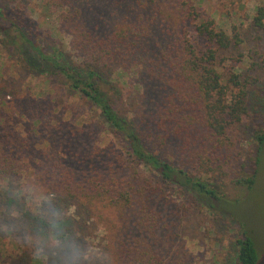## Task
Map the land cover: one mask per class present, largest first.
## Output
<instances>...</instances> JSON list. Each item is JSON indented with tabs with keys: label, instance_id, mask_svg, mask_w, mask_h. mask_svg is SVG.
Here are the masks:
<instances>
[{
	"label": "trees",
	"instance_id": "obj_1",
	"mask_svg": "<svg viewBox=\"0 0 264 264\" xmlns=\"http://www.w3.org/2000/svg\"><path fill=\"white\" fill-rule=\"evenodd\" d=\"M45 5L54 10L56 32L70 37L79 65L44 53L22 33L20 20L1 12L6 26L0 35L21 37L17 47L24 63L64 80L103 123H76L78 117L71 113L73 119L64 122L47 98L15 99V112L34 128L22 135L19 117L0 122V180L19 181L36 166L43 186L59 202L79 192L106 199L125 210L117 211L109 264H166L163 244L172 243L183 217L180 211H154L153 199L163 186L178 195L189 193L211 213L214 203L223 200L212 181L227 175L233 145L229 133L248 115V84L233 65L225 67L220 54L241 44L239 34L232 27L231 36L213 18H203L195 0H45ZM251 25L264 32V4L256 7ZM190 29L196 43L189 40ZM111 69L133 73L142 88L139 112L130 117L122 116L105 92L102 73ZM34 132L62 149L64 157L55 160L50 152L35 149ZM101 133L109 138L108 157L118 159L114 171H102L105 153L96 145ZM263 143L264 116L254 135L253 156L236 185L253 187ZM117 144L121 151L112 152L109 148L115 150ZM234 160H240L239 152ZM123 169L132 172L117 175ZM237 236L234 264H258L253 241L243 229Z\"/></svg>",
	"mask_w": 264,
	"mask_h": 264
},
{
	"label": "rangeland",
	"instance_id": "obj_2",
	"mask_svg": "<svg viewBox=\"0 0 264 264\" xmlns=\"http://www.w3.org/2000/svg\"><path fill=\"white\" fill-rule=\"evenodd\" d=\"M263 4L264 0H195L203 18H213L231 36L232 27L239 34L241 44L222 52L220 58L226 59L225 67L233 65L234 73L248 84V115L229 133L233 145L224 170L227 175L215 176L212 181L224 202H215L213 213L193 202L189 193L178 195L167 186L153 199L154 211H180L183 217L172 243L163 244L166 264H234L240 229L253 241L258 264H264V143L253 187L245 189L235 184L237 176L244 172L242 166L246 170L253 156L254 135L264 116V32L251 25L256 7ZM0 12L20 20L22 33L44 53L56 54L60 61L73 66L80 64V56L70 48V37L56 32L54 10L47 8L45 0H0ZM5 26L0 19V29ZM188 33L190 42L196 43L191 29ZM14 35H0V122L17 116V129L22 135L31 134L34 125L14 109L15 99L27 97L54 101V113L61 114L64 122L73 119L71 113L78 117L76 123H103L99 112L74 97L64 80L28 67L18 51L21 37ZM24 51L28 52L26 48ZM112 70L102 73L105 92L116 110L130 117L139 112L142 88L133 73ZM32 135L35 149L50 152L55 160L64 157L62 149L49 144L37 132ZM108 141L103 133L96 141L105 153L100 160L103 172L114 171L119 164L115 155L108 157ZM109 149L121 151V146ZM238 152L240 160L236 163ZM132 166L149 176L142 165ZM131 172L123 169L117 175ZM42 182L36 166L22 174L19 181L0 180V264H66L70 257L76 259L77 252L79 264H109L110 243L119 220L117 211L125 210L103 198L83 197L80 192L59 202Z\"/></svg>",
	"mask_w": 264,
	"mask_h": 264
},
{
	"label": "clouds",
	"instance_id": "obj_3",
	"mask_svg": "<svg viewBox=\"0 0 264 264\" xmlns=\"http://www.w3.org/2000/svg\"><path fill=\"white\" fill-rule=\"evenodd\" d=\"M76 259H72L71 257L67 260L66 264H79V253H75Z\"/></svg>",
	"mask_w": 264,
	"mask_h": 264
}]
</instances>
